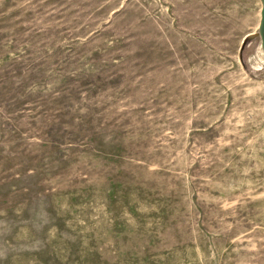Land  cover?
Wrapping results in <instances>:
<instances>
[{
	"label": "rangeland",
	"instance_id": "obj_1",
	"mask_svg": "<svg viewBox=\"0 0 264 264\" xmlns=\"http://www.w3.org/2000/svg\"><path fill=\"white\" fill-rule=\"evenodd\" d=\"M261 0H0V264H264Z\"/></svg>",
	"mask_w": 264,
	"mask_h": 264
},
{
	"label": "water",
	"instance_id": "obj_2",
	"mask_svg": "<svg viewBox=\"0 0 264 264\" xmlns=\"http://www.w3.org/2000/svg\"><path fill=\"white\" fill-rule=\"evenodd\" d=\"M258 34L260 37V44L264 48V0H261Z\"/></svg>",
	"mask_w": 264,
	"mask_h": 264
},
{
	"label": "crops",
	"instance_id": "obj_3",
	"mask_svg": "<svg viewBox=\"0 0 264 264\" xmlns=\"http://www.w3.org/2000/svg\"><path fill=\"white\" fill-rule=\"evenodd\" d=\"M260 47H261L262 51L264 52V48L261 46V44H260Z\"/></svg>",
	"mask_w": 264,
	"mask_h": 264
}]
</instances>
